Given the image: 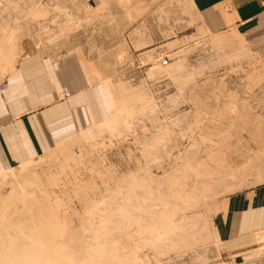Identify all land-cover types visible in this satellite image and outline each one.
Masks as SVG:
<instances>
[{"label":"rangeland","instance_id":"1","mask_svg":"<svg viewBox=\"0 0 264 264\" xmlns=\"http://www.w3.org/2000/svg\"><path fill=\"white\" fill-rule=\"evenodd\" d=\"M71 51L96 60L119 101L0 174V264H20L7 239L31 213L22 186L42 211L57 201L52 264H264V231L235 250L220 237L229 197L264 181V58L209 29L196 0H0V81L28 53Z\"/></svg>","mask_w":264,"mask_h":264},{"label":"crops","instance_id":"2","mask_svg":"<svg viewBox=\"0 0 264 264\" xmlns=\"http://www.w3.org/2000/svg\"><path fill=\"white\" fill-rule=\"evenodd\" d=\"M196 5L209 29L236 30L264 58V0H196ZM118 101L115 83L101 77L96 60L85 54L22 56L0 81V174L16 166L27 170L57 144L109 117ZM228 204L220 237L235 250L264 231V181L235 192ZM215 228L219 240V215ZM161 260L172 264V256Z\"/></svg>","mask_w":264,"mask_h":264},{"label":"bare ground","instance_id":"3","mask_svg":"<svg viewBox=\"0 0 264 264\" xmlns=\"http://www.w3.org/2000/svg\"><path fill=\"white\" fill-rule=\"evenodd\" d=\"M13 47V45H12ZM9 48V46H8ZM6 48V49H8ZM4 50V49H3ZM7 51V50H6ZM4 53V52H2ZM123 55V54H122ZM5 61V57L6 60H8V58L10 57L9 53L2 55ZM10 60V59H9ZM12 64L10 63V66ZM203 175V174H202ZM196 176V175H195ZM185 178V177H184ZM196 178V177H195ZM206 178V177H204ZM37 179V177H36ZM208 179V178H207ZM206 180V179H205ZM150 182V181H149ZM206 182V181H205ZM155 183V182H154ZM27 184V183H26ZM31 184V183H29ZM200 184V183H199ZM210 184V183H209ZM35 185V184H34ZM208 186V184H205ZM28 186V185H27ZM33 186V185H32ZM155 186V185H154ZM193 186V184H192ZM204 186V185H203ZM24 186H22V188L20 187L18 194H19V199L18 201L22 204L19 206V208L21 207L22 209H26L27 211L30 210L31 213L29 212L28 217H23L24 220H26L27 222L25 223L23 220V223L20 221H17L16 227L18 228V233L14 234L13 237H9V239H7V244L8 246H11V249H16L17 252H21L18 253L15 252L16 254L14 255L15 258H17L18 262H20V264H52L51 260L49 261L50 255L51 253H54L58 250V247L60 245V239L58 240V236L60 235V228H61V222L59 220V216H58V205H57V201L51 202L49 203L48 200L50 198H48V200L46 201L47 205H49L47 208L49 210H44L47 212L48 215H45L46 212L42 211L44 209L43 206H45L44 204L41 207V200L36 199L34 200V192H30L27 193L25 188H23ZM42 188V187H41ZM192 189V188H191ZM210 189V188H209ZM44 197L45 199H47V197L49 196V194H47L48 192L46 190H44ZM183 191V190H182ZM191 191V190H190ZM180 193V192H179ZM204 193V192H203ZM189 194V193H188ZM191 194V192H190ZM17 195V194H16ZM15 195V196H16ZM30 195V196H28ZM47 195V196H46ZM204 195V194H203ZM185 196V195H184ZM17 197V196H16ZM200 197L197 198V200ZM11 200V199H10ZM13 200V199H12ZM17 201L18 204H20ZM43 201V200H42ZM50 201V200H49ZM196 202V201H195ZM36 203L37 206L39 207H34L33 204ZM45 203V204H46ZM13 204V203H12ZM193 204V203H192ZM16 205V204H14ZM9 206V205H8ZM12 206V205H11ZM18 206V205H17ZM160 206V205H159ZM7 207V206H6ZM15 207V206H14ZM192 207V206H191ZM16 208V207H15ZM37 208V209H36ZM42 208V209H41ZM45 208V209H47ZM18 209V207L16 208ZM14 209V211L16 210ZM156 210V209H155ZM21 211V209H20ZM166 211V210H165ZM18 212V210H17ZM44 215L43 216V213ZM16 213V211H15ZM167 215V214H166ZM3 217V216H2ZM190 217V216H189ZM137 219V218H136ZM139 219V218H138ZM158 219V218H157ZM181 219V218H180ZM179 219V220H180ZM169 220V219H168ZM174 220V219H173ZM185 220V218H184ZM186 221V220H185ZM158 222V221H157ZM170 223H173L172 220L168 221ZM187 222V221H186ZM185 222V223H186ZM189 222V221H188ZM12 223V222H11ZM148 223V222H147ZM153 223V222H152ZM178 223H183L182 219L181 222ZM146 224V223H145ZM158 224V223H157ZM156 224V225H157ZM163 224V223H162ZM166 224H168L166 222ZM165 224V225H166ZM140 225V224H139ZM171 225V224H169ZM180 225H184L180 224ZM188 225V224H187ZM155 226V225H154ZM185 226V225H184ZM137 227V226H136ZM142 227V226H141ZM147 227V225L145 226ZM170 226H168L166 229H168ZM156 228V227H155ZM154 228V230H155ZM165 228V227H164ZM147 228H145L146 230ZM153 229V227H152ZM151 229V231H152ZM159 228H157L158 231ZM162 229V228H161ZM164 229V231H161L162 233L164 232V235H167V233H169L171 230L168 229V231ZM183 229V228H182ZM138 230V228H137ZM150 230V229H149ZM129 231V230H128ZM175 231V230H174ZM183 231V230H181ZM196 231V230H195ZM17 232V231H16ZM153 232V231H152ZM166 232V233H165ZM186 232V231H185ZM138 233V232H137ZM156 233V235H158L157 232H153ZM153 233L151 235H153ZM171 233V232H170ZM179 233V232H178ZM191 233V232H190ZM177 234V233H176ZM8 235V234H7ZM141 235V234H140ZM181 235V234H180ZM144 236V235H143ZM142 236V237H143ZM159 236V235H158ZM194 236V235H193ZM145 237V236H144ZM168 237V235H167ZM93 238V237H92ZM140 238V236H139ZM166 239V238H165ZM168 239V238H167ZM138 241V238H137ZM90 244V243H89ZM5 245V244H4ZM12 246H14L12 248ZM91 246V245H90ZM6 250V249H5ZM50 251V252H49ZM61 251V250H60ZM56 255V254H55ZM4 258V257H3ZM6 258V257H5ZM12 258V257H11ZM52 258V257H51ZM135 258V257H134ZM9 259V258H8ZM136 259V258H135ZM135 259H133L135 261ZM56 260V259H55Z\"/></svg>","mask_w":264,"mask_h":264}]
</instances>
